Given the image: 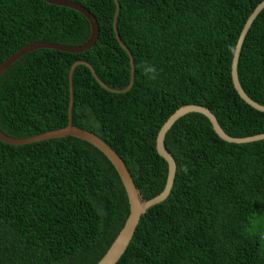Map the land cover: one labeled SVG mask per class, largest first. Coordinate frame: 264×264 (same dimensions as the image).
Wrapping results in <instances>:
<instances>
[{
    "label": "trees",
    "instance_id": "obj_1",
    "mask_svg": "<svg viewBox=\"0 0 264 264\" xmlns=\"http://www.w3.org/2000/svg\"><path fill=\"white\" fill-rule=\"evenodd\" d=\"M88 9L100 33L87 52L32 51L0 78V129L24 139L69 124L70 72L89 63L114 90L131 82V60L114 31L115 0H69ZM264 0H118L122 42L135 63L130 91L106 90L75 69L73 125L102 138L125 162L141 198L166 186L156 149L181 107H207L236 138L264 134V113L232 81L241 32ZM91 35L80 13L43 0H0V65L36 42L81 46ZM154 66L153 73H146ZM238 73L264 106V11L251 27ZM165 145L177 163L168 199L141 218L117 264H264V140L230 144L199 113L181 118ZM130 215L110 160L74 137L24 146L0 141V264H98Z\"/></svg>",
    "mask_w": 264,
    "mask_h": 264
},
{
    "label": "water",
    "instance_id": "obj_2",
    "mask_svg": "<svg viewBox=\"0 0 264 264\" xmlns=\"http://www.w3.org/2000/svg\"><path fill=\"white\" fill-rule=\"evenodd\" d=\"M43 1H45L48 4L57 6V7L72 9L82 14L89 21V24L91 26V35H90L89 40L81 46H66V45L49 43V42H36V43L30 44L24 47L23 49H21L20 51H18L16 54L12 55L10 58H8L5 62H3L0 65V78L8 70L10 66L15 64L19 59H21L23 56H25L26 54L32 51L41 50V49H51V50L65 52V53L80 54V53L89 51L96 44L99 38L100 28H99V25H98V22L95 16L88 9H86L85 7H83L82 5L78 3H75L69 0H43ZM115 2L117 5V12L115 14V19H114V31H115V34L117 36V39L120 45L128 53L130 60H131V82H130L129 87L124 90H114L110 88L108 85H106L104 82H102L99 79L94 68L89 63L84 62V61H79L73 65L71 72H70V77H69L71 103H70V109H69V113H70L69 124L67 127L60 129V130H55V131L47 132V133H44L38 136L24 138V139L12 138L6 135L0 129V141L5 144L14 145V146H24V145L38 143V142H42L46 140L74 137V138L87 142L95 146L96 148H98L114 165L127 192V196H128L129 204H130V215L123 229L121 230V232L119 233L115 241L112 243L111 247L108 249L106 255L102 258V260L98 264H117L123 258L124 254L127 252L128 248L130 247V244L135 236L136 230L138 228V225L141 221L142 216L151 208L165 202L170 196L173 190L176 175H177V163L174 157L171 155V153L167 150L166 145H165V140H166L167 133L176 124V122H178L181 118H183L184 116L190 113H199V114L204 115L205 117L209 119L210 123L213 126L215 133L219 136V138L230 144H238V145L251 144L257 141L264 140V134L256 135L252 137H245V138L232 137L223 130L215 114L211 110H209L207 107L199 106V105L183 106L179 108L167 120V122L161 128L158 134V137H157V144H156L157 153L161 158H163L167 162L168 167H169L165 189L160 195H158L157 197L149 201L142 199L139 193V190L137 186L135 185V182L130 172L128 171L123 159L98 135L73 125V104H74L73 82H74L75 69L78 66L80 65L87 66L91 70L95 79L106 90L110 92L122 94V93H126L130 91L133 87L134 78H135V63L133 60L132 53L126 47V45L122 42L121 37L118 32L117 21L120 15V5H119L118 0H115ZM263 11H264V1L261 2L255 8L253 13L248 18L241 32L236 48H235L234 58L232 62V73H231L233 85L238 95L240 96V98L250 107L262 113H264V106L255 102L251 97H249V95L243 89L240 79H239L238 66H239L240 56H241V52H242L245 39L251 27L253 26L254 22L257 20V18Z\"/></svg>",
    "mask_w": 264,
    "mask_h": 264
},
{
    "label": "clouds",
    "instance_id": "obj_3",
    "mask_svg": "<svg viewBox=\"0 0 264 264\" xmlns=\"http://www.w3.org/2000/svg\"><path fill=\"white\" fill-rule=\"evenodd\" d=\"M145 72L146 73H153V75L150 77V79H156V69H155V67L154 66H147L146 68H145Z\"/></svg>",
    "mask_w": 264,
    "mask_h": 264
}]
</instances>
